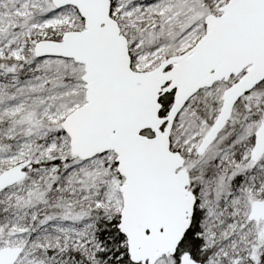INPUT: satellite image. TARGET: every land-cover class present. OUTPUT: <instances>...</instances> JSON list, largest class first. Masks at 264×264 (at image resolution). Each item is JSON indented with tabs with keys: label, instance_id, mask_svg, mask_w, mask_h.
I'll return each instance as SVG.
<instances>
[{
	"label": "snow or ice",
	"instance_id": "1",
	"mask_svg": "<svg viewBox=\"0 0 264 264\" xmlns=\"http://www.w3.org/2000/svg\"><path fill=\"white\" fill-rule=\"evenodd\" d=\"M0 264H264V0H0Z\"/></svg>",
	"mask_w": 264,
	"mask_h": 264
}]
</instances>
